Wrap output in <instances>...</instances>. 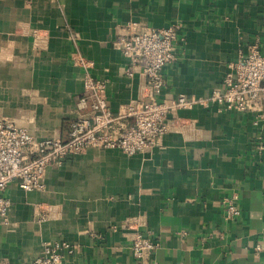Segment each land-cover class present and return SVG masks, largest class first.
Instances as JSON below:
<instances>
[{
  "label": "crops",
  "instance_id": "crops-1",
  "mask_svg": "<svg viewBox=\"0 0 264 264\" xmlns=\"http://www.w3.org/2000/svg\"><path fill=\"white\" fill-rule=\"evenodd\" d=\"M130 22L181 27L159 101L208 98L251 45L264 55V0H0V112L37 139L67 140L91 111V101L79 107L87 73L115 112L150 99L115 45ZM168 121L151 150L91 148L52 166L43 191L11 183L0 264L47 248L63 264H137V233L157 244L149 264H264V116L197 105ZM227 200L238 218H227Z\"/></svg>",
  "mask_w": 264,
  "mask_h": 264
},
{
  "label": "built area",
  "instance_id": "built-area-1",
  "mask_svg": "<svg viewBox=\"0 0 264 264\" xmlns=\"http://www.w3.org/2000/svg\"><path fill=\"white\" fill-rule=\"evenodd\" d=\"M181 32L178 25L156 29L128 23L115 45L130 62L129 75L140 72L147 78L152 90L150 99L133 102L115 112L108 102L105 83L89 80L79 107L85 109L91 101V111L71 125L67 140L37 139L27 129L0 118V218L6 225L12 202L5 192L11 183L18 182L28 192L42 190L52 166H63L91 148L120 150L129 156L151 150L170 130V114L179 110L219 105L264 116V55L258 44L251 45L246 55L230 63L222 87L210 97L181 95L166 101L156 99L166 83L162 70L177 59L176 44ZM225 209L228 219L241 214L235 200H227ZM156 247L142 233L135 234L132 250L137 264H149V256ZM21 264L63 263L57 253L47 248L45 254Z\"/></svg>",
  "mask_w": 264,
  "mask_h": 264
},
{
  "label": "rangeland",
  "instance_id": "rangeland-1",
  "mask_svg": "<svg viewBox=\"0 0 264 264\" xmlns=\"http://www.w3.org/2000/svg\"><path fill=\"white\" fill-rule=\"evenodd\" d=\"M77 63H78L80 66L84 67V68H85V67L89 68L90 65H91L90 62L85 61V60H82V59H78ZM89 80H94V79L92 78V76H91L90 73H87V75H86V77H85V81H84V93L88 91V89H87V83H88ZM84 93H83V94H84ZM83 96H84V95H83ZM77 113L79 114V112H77ZM81 116H82V114H81V115H78V117H77L76 119H74V120H72V121L70 122V129L72 128L71 125H72L73 123L77 122V121H78V118L81 117ZM0 118L6 119V120H8L9 122H12V123H14V124L17 125L16 122H14L13 120H10V119L6 118V117L3 115V113H1V112H0ZM22 128H24V127H22ZM25 129H26V128H25ZM46 138H58V137H57V136H53V135H51V136H46ZM44 139H45V138H44ZM45 188H46V186H45ZM45 188H44V189H45ZM44 189H42V190H37V191H43ZM22 190H23V189H22ZM23 191H24V190H23ZM25 192L28 193V191H25ZM30 192H33V191H30Z\"/></svg>",
  "mask_w": 264,
  "mask_h": 264
}]
</instances>
